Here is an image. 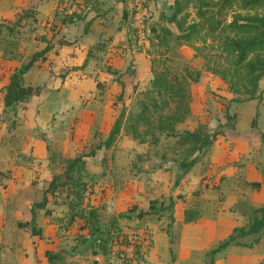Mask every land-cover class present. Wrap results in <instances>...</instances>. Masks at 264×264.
I'll list each match as a JSON object with an SVG mask.
<instances>
[{
	"label": "rangeland",
	"instance_id": "obj_1",
	"mask_svg": "<svg viewBox=\"0 0 264 264\" xmlns=\"http://www.w3.org/2000/svg\"><path fill=\"white\" fill-rule=\"evenodd\" d=\"M106 2L110 9L103 15L91 18L94 12L86 13L85 19L91 21L84 29V20L59 23L56 19L67 0H0V86L13 67L43 45L39 36L49 37L53 12V25L57 23L58 28L52 38L55 48L24 73L27 82L38 83V94L8 108L1 105L0 91V264H124L114 246L107 255L92 253L95 242L84 245L79 241L84 230L76 231L77 222L65 226L64 220L56 218L64 217L67 184H58L48 193L43 207L34 206L39 235L31 234L29 226L16 224L21 216H29V205L40 199L52 174H61L66 159L89 150L93 152L84 155L83 167L73 175L85 181L83 203L96 208L99 221L131 205L149 207L137 218L143 264H206L204 252L218 239H212L204 250L183 247L192 230L189 226L197 228L199 217L207 220L214 211L225 209L232 197L235 201L228 208L237 210L241 225L246 226L256 215L253 208L264 201V91L259 97L231 100L246 96L244 86L234 78L230 87L219 76V70H231L232 56L205 34L166 45L156 43L148 24L147 38L123 41L127 18H119L117 3ZM186 11L187 21L193 20L194 7L189 5ZM170 12V8L161 12L159 22L175 31V23L166 21ZM100 30L111 32L103 36ZM59 35L65 43L57 42ZM152 69L184 83L189 112L181 121H172V127L202 126L210 140L199 150L192 152L189 144H179L175 134L160 125L154 126V137L146 132L141 139L124 128L126 115L144 103L149 105L151 97L158 95L149 89ZM196 71L193 81L189 77ZM118 80L123 85L121 97H117ZM53 84L64 91L67 104L49 114L44 129L36 124L35 115L37 106L55 95ZM263 86L264 70L255 93ZM119 110L123 114L118 132L109 145L96 148ZM149 114L157 121L160 118L157 111ZM162 123L167 127L170 120ZM180 162L190 163L184 167ZM170 199L174 219L167 234ZM187 206L196 209L197 218L176 220L174 213L179 216L180 208ZM159 234L166 236L164 243ZM146 237L151 240L147 246ZM237 240L238 264H264V228ZM45 250L56 259L46 260ZM213 264L229 263L223 258Z\"/></svg>",
	"mask_w": 264,
	"mask_h": 264
},
{
	"label": "trees",
	"instance_id": "obj_2",
	"mask_svg": "<svg viewBox=\"0 0 264 264\" xmlns=\"http://www.w3.org/2000/svg\"><path fill=\"white\" fill-rule=\"evenodd\" d=\"M102 3V0H81L77 3L76 8L69 12L66 11V8L59 9L57 14L59 17L56 19L59 23L84 20L83 27L86 29L94 15H101L106 10ZM143 3L148 7L149 13L146 22L147 25L149 24L148 28L156 39V43L162 42L168 45L172 40L175 43L180 41L188 42L192 36L202 33L205 34L209 41L216 43L215 45L220 50H224L232 56L231 70L229 73L219 70V76L230 87L235 82L234 78H239L244 86L246 96L243 98L233 97L231 100L241 101L259 97V94L264 91L263 86L258 93H255L257 80L264 70V0H171L169 5L171 12L166 17V21L175 23V31H171L169 27L159 22L162 18V11H155L156 13H154V9L152 10L149 7L148 0H143ZM189 5L194 7L195 17L193 20L187 21L186 8ZM123 7L121 9V17L124 20L127 18V10ZM88 11H93L94 14L91 18L85 19ZM227 15L229 19H226ZM20 17L18 15L12 23H15ZM55 17L56 13L53 12L48 26V29L51 27L53 30H51L49 37L42 34L38 38L43 45L32 50L26 60L20 61L18 65L13 67L6 81L1 84L2 107L14 108L18 104L28 101L32 95L38 94V83L27 82L24 79V73L35 66L36 60L46 59L47 52L52 48V38L58 30L57 23L56 27L53 25ZM5 27L10 28L6 24ZM137 37V28L132 24L128 14L123 41L127 39L130 41L131 39L132 42H135L138 40ZM147 37L148 34H145L142 40ZM57 42L65 43L66 41L59 37ZM197 77L198 71L189 78L195 81ZM118 83L117 97H121L123 85L120 80H118ZM149 89L158 95L151 97L149 105L146 103L142 104L138 111L128 114L124 118V128L133 138L141 139L146 132L154 137V126L160 125V129L170 130V132L175 134V140L179 144H189L192 152L199 150L209 142V135L200 125L193 129L181 130H176L172 127V121H181L189 112L187 92L183 82L178 80L176 76L169 79L164 71L152 69ZM155 111H157L156 116L160 117L158 121L154 119L153 115L149 114V112L153 113ZM122 114L123 111L119 110L116 117L113 118L105 139L97 143L95 145L96 148L102 145L107 146L113 140L114 135L119 130ZM164 119L170 120V124L167 127L162 123ZM250 123L254 124L255 120L251 119ZM92 152L93 150H89L87 153H78L68 157L61 174H52L41 192L40 199L29 205V218L18 221L16 224L18 226H29L31 234L39 235L41 229L35 224L34 206L43 207L48 193H52L58 187V184H67L68 187H65L67 189L65 191L67 197L66 209L63 212L64 217L57 216L56 218L59 221L64 220L65 226L70 225L72 222H77L76 231L79 229L84 230L79 241L84 245L95 242V248L91 247L92 253L100 252L107 255L111 252L112 246H114L116 248L114 250L116 256H119L124 264H143L144 255L140 240L143 236L139 235L137 231L141 226L137 218L147 213L149 207L138 208L135 205H131L102 222L99 221L96 208L85 206V203H83L85 181L74 177L73 172L83 167L84 155H89ZM189 163L180 162L184 167H187ZM166 206L170 209L165 228V232L168 234L174 219L171 211V199ZM253 211L256 215H253L246 226H233L224 237L205 250L204 254L207 256L206 264H213L215 252L229 244L238 243V237L257 233L264 228V201L254 207ZM197 216L198 214L194 207L187 206L182 210V220L184 222L193 221ZM118 218L127 219V221L120 223ZM150 243L151 240L146 237V246ZM127 246L131 247L130 251L126 250ZM44 255L48 261L56 259V255L48 250L44 251Z\"/></svg>",
	"mask_w": 264,
	"mask_h": 264
},
{
	"label": "crops",
	"instance_id": "obj_3",
	"mask_svg": "<svg viewBox=\"0 0 264 264\" xmlns=\"http://www.w3.org/2000/svg\"><path fill=\"white\" fill-rule=\"evenodd\" d=\"M103 7H105V11H108L110 9V4L106 2V0H102ZM115 3L118 4V10H119V18L122 15L121 9L122 7L127 10V18H128V9L126 5V0H113ZM149 2V7L153 10L154 13L155 11H162L164 12L166 9L169 8V5L171 3V0H148ZM123 5V6H122ZM103 15V14H101ZM92 16V15H91ZM117 27V26H116ZM122 29L119 27V31L122 33ZM101 31V32H100ZM99 32L101 34L105 33H110V31H105V30H100ZM104 31V32H103ZM59 32V31H58ZM97 31V34H100ZM57 34V33H56ZM100 36V35H99ZM59 37H62V35H59ZM58 37V38H59ZM106 37V36H105ZM63 38V37H62ZM104 38V37H103ZM67 40V39H66ZM52 48H55L54 46ZM36 66V64H35ZM34 66V67H35ZM57 85L53 84L50 86L51 91L55 93V95L50 98V99H45L41 100L42 102L37 106L39 109V112L35 115V122L37 125L43 127L44 129L48 124L47 123V118L49 117V114L54 112L55 110L60 109L61 107L65 106L66 100L64 99V91L62 89H56ZM49 88V87H48ZM47 91V90H46ZM49 92V91H47ZM41 95V94H40ZM51 97V96H50ZM44 99V98H42ZM264 100V97L262 98ZM212 199L210 197L208 200ZM235 199L232 197L230 200H227L225 203L227 207L225 209H218L217 211H214L212 213V216L210 218L203 219L202 217H199L197 220L198 227L194 229L193 226H189V228H192V230L189 232L188 236L186 237L185 241L183 242L184 246H187L189 248H198V249H206L208 248V243L212 239H221L224 237L233 226L236 225H241V219L240 218V213H238L237 210L229 209V205L234 202ZM179 209V207H178ZM175 219L176 220H181L182 217V208L179 210V216H177L174 213ZM29 216L27 215L21 216L20 220H27ZM223 231V234L221 232ZM166 234V233H165ZM160 237H163V239L160 240L161 243L165 242V235L159 234ZM238 239V238H237ZM160 243V244H161ZM238 243H233L227 245L225 248L215 252L214 254V260L215 263L218 261H221L224 258V261L228 262L229 264H238V257L236 253L238 252L237 248ZM158 245V244H156ZM189 248H184L186 250H191ZM203 249V250H204Z\"/></svg>",
	"mask_w": 264,
	"mask_h": 264
},
{
	"label": "built area",
	"instance_id": "obj_4",
	"mask_svg": "<svg viewBox=\"0 0 264 264\" xmlns=\"http://www.w3.org/2000/svg\"><path fill=\"white\" fill-rule=\"evenodd\" d=\"M81 0H67L66 11L69 12L76 8L77 3ZM129 18L132 24L137 28L138 38H143L146 34V19L148 18V7L143 3V0H126ZM131 247L127 246L126 250L130 251Z\"/></svg>",
	"mask_w": 264,
	"mask_h": 264
}]
</instances>
